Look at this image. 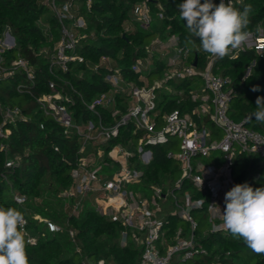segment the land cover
<instances>
[{"label":"trees","instance_id":"obj_1","mask_svg":"<svg viewBox=\"0 0 264 264\" xmlns=\"http://www.w3.org/2000/svg\"><path fill=\"white\" fill-rule=\"evenodd\" d=\"M75 1L79 5V14L87 21V27L83 29L86 36L77 48L83 61L70 62L69 69L64 71L52 62L54 47L61 36L60 24L44 1L0 0V36L9 26L18 40L16 47L2 54L1 65L10 68L13 60L24 57L34 69L31 79L23 69H17L13 75L0 80V107H20L25 116L5 123L10 133L2 139L3 146L0 144V205L18 209L27 219L28 234L36 238V242L31 243L24 234L29 264H99L101 260L104 264H139L142 246L133 241L121 244L123 225L120 221L102 214L88 199L80 213L73 214L74 199L60 196L73 184L71 172L79 164L82 142L75 129L67 133L63 125L46 114L40 108L38 98L52 93L50 83L54 82L55 89L63 95L62 102L78 124L92 121L94 126H113L128 112L130 100L125 91L114 92L106 79L107 74L119 69L124 85L132 82L138 86H152L163 81V85L156 88L154 111L160 125L165 113L175 109L192 112L203 103L201 97L194 99L193 95L207 92L203 72L214 58V71L232 80L228 86L232 90L230 116L238 121L246 119L248 127L264 133V125L247 119L255 111L256 98L264 97V53L251 48L240 50L237 56L230 53L219 59L202 50L197 51L199 38L192 37L196 40L195 46L186 45L185 40L190 34L186 22L179 18L177 8L184 0H148L152 20L147 28L142 27L135 16L136 7L144 0ZM242 2L253 6L247 31H257L259 26L264 28V0ZM47 12L49 15L45 16ZM173 36L178 38L176 46L189 49V62H196L195 74L183 78L167 77L168 60L157 53L152 54L150 71L135 70L137 59L149 55L150 45L156 37L167 40ZM103 58L108 60L107 65L100 64ZM254 85H259L261 90L251 91ZM112 93L114 100L107 106L99 104L95 112L87 107L103 94ZM195 119L208 126L215 135H221L209 115L202 119L195 115ZM3 120L0 108V123ZM142 135L145 131L128 121L120 125L119 133L110 139L106 149L110 150L116 144L135 149ZM149 148L153 150L149 164L133 163L144 174L141 181L131 187L145 191L153 185L170 187L180 175V163L168 153L179 149V140L169 139L163 144L149 145ZM10 159H19V163L8 167L6 162ZM117 169L116 165L109 164L104 171L112 175ZM233 171L237 184L247 182L253 189L264 187V157L261 155L237 153ZM16 193L26 195V202L18 203ZM196 216L205 221L199 223L197 233L208 253L184 261L186 264H264V254H255L242 239L233 238L228 230L210 231L205 212L201 210ZM48 221L61 225L63 230H50ZM178 223L176 218L173 226L177 227ZM204 224H208L207 227H203ZM70 229L77 231L75 239L71 237Z\"/></svg>","mask_w":264,"mask_h":264},{"label":"built area","instance_id":"obj_2","mask_svg":"<svg viewBox=\"0 0 264 264\" xmlns=\"http://www.w3.org/2000/svg\"><path fill=\"white\" fill-rule=\"evenodd\" d=\"M43 1L60 24L61 36L54 47L52 62L67 71L70 62L83 61L77 48L80 40L86 36L83 29L87 27V21L79 14V5L75 0ZM233 2L236 6L241 4V0ZM159 15L163 17L162 13ZM135 16L144 27L150 25L152 14L148 0L142 1L136 7ZM177 39L173 36L167 42L176 46ZM164 44L161 38L156 37L150 45L149 55L137 59L135 70L141 73L150 71L153 51ZM17 45V38L7 26L0 36V80L13 75L17 69H23L30 79L34 77V69L24 57L13 60L10 68L1 65L4 59L2 54ZM251 48L258 53H264L262 26L257 31H250L249 38L230 53L237 56L240 50ZM189 58V49L178 47L177 53L170 57L167 77L183 78L195 74L196 66L189 62ZM107 63L106 58H103L100 64ZM213 65L214 58L203 72L207 92L193 95L194 99L201 97L203 103L192 112L183 113L175 109L165 113L160 125L157 124V113L154 111L157 103L156 88L161 87L163 81H157L152 86H138L132 82L124 85L125 81L119 69L107 74L106 79L112 84L114 92L121 89L128 93L130 100L128 112L113 126H94L92 121L78 124L62 102L63 95L55 89L54 82L50 83L53 92L38 98L40 108L63 125L67 133L75 129L82 142L79 164L71 172L73 184L60 196L74 199L73 214H79L88 199L102 214L120 221L123 225L121 244L133 241L142 246L139 264H178L208 253L197 233L199 222L196 214L201 210L206 213L210 231L227 230L224 228L221 213L225 208V193L237 184L233 171L235 156L237 153L246 152L264 157V133L248 127L246 119L238 121L230 116L232 90L228 86L232 80L216 73ZM250 70L251 66L247 74ZM113 100V93L103 94L87 104V107L95 112L97 105L107 106ZM0 108L4 116L0 123V144L3 146L2 139L10 133L5 123L25 116L20 107ZM195 115L201 119L209 115L221 135H215L204 123L199 124ZM128 121H132L137 129L145 131L136 148L116 144L107 150L110 139L119 133L120 125ZM169 136H175L179 140V149L168 153L170 157L179 160V177L167 188L162 185H153L146 191L132 188L133 184L141 181L144 174L133 163L139 161L143 165L149 164L153 159V150L149 145L166 143ZM133 157L136 159L132 160ZM18 163L19 159H10L6 165L13 167ZM109 164L118 167L112 175L104 171ZM15 199L18 203H25L27 196L16 193ZM200 201L203 203L200 204ZM176 218L179 223L174 227ZM25 221L23 232L29 242L35 243L36 238L28 234L26 218ZM48 224L52 231L63 230L61 225L51 221ZM69 232L75 239L77 231L70 229Z\"/></svg>","mask_w":264,"mask_h":264},{"label":"clouds","instance_id":"obj_3","mask_svg":"<svg viewBox=\"0 0 264 264\" xmlns=\"http://www.w3.org/2000/svg\"><path fill=\"white\" fill-rule=\"evenodd\" d=\"M179 18L185 21L189 37L186 45H196L197 51H204L219 59L230 55L250 36L251 4L237 7L233 0H184L177 5ZM261 90L259 85L251 88ZM255 111L247 119L264 125V97L256 98ZM200 204L203 201L199 202ZM225 208L222 214L224 228L233 238L242 239L255 254H264V187L253 189L249 183L235 184L224 195ZM26 221L21 211L0 205V264H29L23 226ZM99 264H104L101 260Z\"/></svg>","mask_w":264,"mask_h":264},{"label":"rangeland","instance_id":"obj_4","mask_svg":"<svg viewBox=\"0 0 264 264\" xmlns=\"http://www.w3.org/2000/svg\"><path fill=\"white\" fill-rule=\"evenodd\" d=\"M213 3L214 4H219L220 3V0H213ZM159 7L161 8V5H159ZM49 15V12H47L46 14H45V16H48ZM142 27H144V25H142ZM145 28V27H144ZM164 42H165V44H164V46L163 47H159V49L157 50V49H155L153 52L154 53H157L158 55H160V56H163L164 58H167V60H168V63H170V57H171V55H173L174 53H177V51H178V47H176V46H174V45H170V43L169 42H167L168 41V39L167 40H163ZM153 45V44H152ZM153 47H154V45H153ZM157 46H156V48H158ZM170 70V69H169ZM169 139H173V140H175V139H177L175 136H169ZM167 207H169V204L167 205ZM197 220H198V222L201 224V223H205V221L204 220H201V218L200 217H197ZM53 223V222H52ZM207 225L208 224H204V226L203 227H207ZM178 264H186L185 262H179Z\"/></svg>","mask_w":264,"mask_h":264},{"label":"water","instance_id":"obj_5","mask_svg":"<svg viewBox=\"0 0 264 264\" xmlns=\"http://www.w3.org/2000/svg\"><path fill=\"white\" fill-rule=\"evenodd\" d=\"M196 64V62L194 63V65Z\"/></svg>","mask_w":264,"mask_h":264},{"label":"crops","instance_id":"obj_6","mask_svg":"<svg viewBox=\"0 0 264 264\" xmlns=\"http://www.w3.org/2000/svg\"><path fill=\"white\" fill-rule=\"evenodd\" d=\"M107 62H108V60H107Z\"/></svg>","mask_w":264,"mask_h":264}]
</instances>
